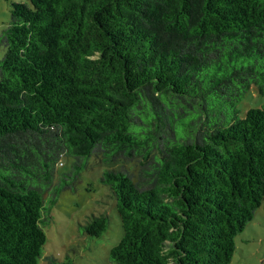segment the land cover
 <instances>
[{"label": "trees", "instance_id": "1", "mask_svg": "<svg viewBox=\"0 0 264 264\" xmlns=\"http://www.w3.org/2000/svg\"><path fill=\"white\" fill-rule=\"evenodd\" d=\"M0 49V264H38L61 158L72 180L97 149L147 179L102 174L124 231L111 262L231 264L264 200V106L238 109L264 95V0L13 2Z\"/></svg>", "mask_w": 264, "mask_h": 264}, {"label": "rangeland", "instance_id": "2", "mask_svg": "<svg viewBox=\"0 0 264 264\" xmlns=\"http://www.w3.org/2000/svg\"><path fill=\"white\" fill-rule=\"evenodd\" d=\"M27 0H0V32L10 19L11 4ZM3 50L0 49V57ZM264 106V95L252 85L238 103L239 116L243 118L250 108ZM74 157L63 156L53 182L44 195L41 227L47 240L38 264H116L109 259V252L122 238L124 231L116 209V198L109 186L102 181L105 170H118L136 183L146 185L142 176L140 157L117 155L111 161L103 158L97 149L87 159V164L72 180L68 174ZM63 178L67 182L63 183ZM55 199V200H54ZM109 215L110 224L98 237L89 236L83 227L93 216ZM236 249L231 264H264V200L242 232L235 237Z\"/></svg>", "mask_w": 264, "mask_h": 264}]
</instances>
